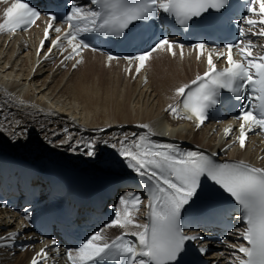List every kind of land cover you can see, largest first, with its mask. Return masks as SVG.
<instances>
[{
    "label": "snow or ice",
    "instance_id": "snow-or-ice-1",
    "mask_svg": "<svg viewBox=\"0 0 264 264\" xmlns=\"http://www.w3.org/2000/svg\"><path fill=\"white\" fill-rule=\"evenodd\" d=\"M95 9L85 10L73 7L67 15L69 32L63 39L68 41L72 52L79 54L78 49L90 45L77 40V33L100 32L104 35L126 36L138 23L159 19L161 15L172 17L181 27H188L204 13L211 11H226L230 0H91ZM259 4L260 13L264 14V0H248V12H254L253 5ZM40 13L22 0L16 2L5 12L6 21L0 24V31L14 32L35 23ZM55 21V16L49 17ZM247 24L255 27L256 22L248 19ZM264 24V20L260 21ZM48 29L60 32L53 23ZM245 36L244 29L239 32ZM264 36V28L256 33ZM45 40L49 39L48 30ZM61 38L52 41L53 47H58ZM243 43V40L241 41ZM44 42H41L43 49ZM253 42L241 48L240 44L225 45L227 49V66L218 70L208 57V71L203 77H197L192 83L176 90L183 97L178 106L169 105L170 114L177 118L196 121V126L204 125L209 109L223 103L221 91L232 93L237 100L244 99L246 105H241L240 113L235 117L241 121L238 142L244 148L248 132L253 128L264 131V54L253 55ZM175 44L166 37L158 39L149 49L139 55L125 57L129 61H139L137 73L145 66V62L158 49L167 48L172 55ZM181 48V54L183 45ZM202 50L203 43L193 46ZM238 48L242 61L233 58L232 50ZM96 50V49H93ZM51 51V49H49ZM72 56L66 59H72ZM109 60L119 59L114 55ZM77 63H80L78 61ZM255 70L253 73L252 70ZM246 89H251V97L244 96ZM184 111L185 116L178 115ZM2 114V113H0ZM147 128V125H140ZM230 134L232 129H226ZM135 135V134H134ZM127 137H125V141ZM120 142L119 155L128 161V167L141 179L148 198V223L140 225L132 218L133 210L139 211L143 203L139 195L129 193V198H120L124 205L123 216L118 211L115 218L106 227L126 228L132 226L139 231H133L138 243L125 239L128 233L118 236L111 243H100L104 238L99 233L90 236L81 246L75 249V259L69 253L73 264H99L110 259L116 264H177L186 242L199 239L198 236H187L181 227V215L203 190L202 178H205L225 193L239 206L242 219L246 225L241 234L249 247L241 245L239 252L246 259L237 256L239 264H264V169L245 163H216L208 155L200 151H182L179 146L167 143H155L149 136L140 135L131 144ZM116 147V145H112ZM94 145L89 143L88 156L94 155ZM13 237H9L12 239ZM203 251V249H201ZM46 258V254H43ZM31 264H39L33 259Z\"/></svg>",
    "mask_w": 264,
    "mask_h": 264
},
{
    "label": "bare ground",
    "instance_id": "bare-ground-1",
    "mask_svg": "<svg viewBox=\"0 0 264 264\" xmlns=\"http://www.w3.org/2000/svg\"><path fill=\"white\" fill-rule=\"evenodd\" d=\"M33 58V54H21L17 44L0 38L2 150L31 155L40 152L46 157L64 159L77 166L87 163L88 168H94L90 159L102 156L112 145L117 146L125 140L120 126L133 127L134 136L147 135L152 141L158 136L165 137L157 138L155 143L179 139L211 150L220 142L210 129L196 131L191 123L166 117L164 107L176 101V90L203 71L193 61L181 64L158 58L150 66V84L141 89L139 83L123 80L119 71H107L91 58L73 74L34 69ZM108 130L113 132L105 135ZM60 142L64 144L63 148L58 147ZM79 143L86 144V149L89 143L100 148L93 149L94 155L88 156L84 150L75 151ZM240 154L250 160L256 159L247 149L234 150L231 157H240ZM103 172L110 173L108 170ZM142 206L143 203L139 205V211L132 212V218L140 225L145 224ZM121 229L130 234L139 231L132 226L109 228L100 243L108 242ZM230 245V261L239 264L237 256L244 258L239 247L246 245L240 243L239 238H234ZM30 255H18L9 264H27Z\"/></svg>",
    "mask_w": 264,
    "mask_h": 264
},
{
    "label": "rangeland",
    "instance_id": "rangeland-1",
    "mask_svg": "<svg viewBox=\"0 0 264 264\" xmlns=\"http://www.w3.org/2000/svg\"><path fill=\"white\" fill-rule=\"evenodd\" d=\"M98 67H99V66L96 65V69H97L96 72L99 74V68H98ZM80 75H81V74H80ZM39 76L42 77L41 75H39ZM79 78H80V77H79ZM116 228H117V227H116ZM114 229H115V228H114Z\"/></svg>",
    "mask_w": 264,
    "mask_h": 264
}]
</instances>
